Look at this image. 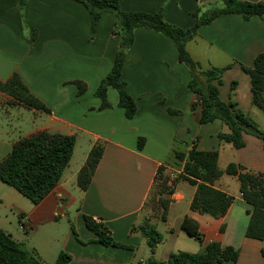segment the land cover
Returning a JSON list of instances; mask_svg holds the SVG:
<instances>
[{"label":"crops","instance_id":"1","mask_svg":"<svg viewBox=\"0 0 264 264\" xmlns=\"http://www.w3.org/2000/svg\"><path fill=\"white\" fill-rule=\"evenodd\" d=\"M200 7L209 11L223 8L224 3L223 0H120L123 12L162 11L165 21L181 29L194 26V13ZM120 29L117 17L106 12L93 32L87 9L73 0H27L23 7L19 0H0V80L6 81L17 73L30 92L51 110L47 114L29 109L0 92V162L11 153L16 142L41 131L73 135L76 145L80 140L87 143L84 156L78 161L75 146L60 183L36 206L0 182V230L11 235L10 220L18 215L22 228L21 220L27 223L35 213L40 230L35 234V253L29 252L43 264H55L61 252L72 256L69 264H145L150 258L164 263L180 252L202 254L212 242L239 251L237 262L229 264H264V241L246 237L252 207L241 197L237 177L233 176L238 181L237 187L229 180L222 182L224 176L214 184L234 198L227 215L220 219L191 211L194 186L191 185V190L179 188L177 181L174 194L169 195L162 192L163 182L155 184L158 169L163 167L166 186H170L171 180L166 176L169 170L175 166L179 175L183 170L176 153L187 154L194 144L199 150L208 151L206 148L211 146L208 139H216L219 159L221 149L232 147L218 139L220 133H229L220 121L208 124L218 125L212 135H201V126L208 125L199 123V106L193 109L199 96L187 89L191 74L179 61L170 38L146 29L134 33L122 76L128 93L137 103L135 117L132 120L125 117L124 110L118 107V92L113 88L107 91L112 108L98 110L101 100L96 91L112 70L120 50L119 38L113 34ZM186 49L202 70L229 66L228 72L235 68L242 70V66L253 68L255 58L264 53V16L249 21L240 15L219 17L203 26ZM76 81L86 84L84 93L79 94ZM238 88L239 83L225 102L234 101L239 107ZM27 109L45 120L41 127L35 130L27 120L24 124L16 123L13 130L6 128V121L13 120L14 112ZM139 138L145 139L142 150L138 149ZM244 140L245 147L237 149L240 154L236 164L246 171L264 174V143L251 134H245ZM97 143L104 147L103 156L91 184L83 191L77 184L78 175ZM169 154L175 158L171 165L165 161ZM155 189L158 199L170 196L166 221L161 219L160 202L151 198ZM85 217L107 227L116 242L130 249L97 243ZM186 217L198 224L204 241L181 229ZM146 225L154 226L163 236L154 254L141 232ZM208 234L214 237L206 243Z\"/></svg>","mask_w":264,"mask_h":264},{"label":"trees","instance_id":"2","mask_svg":"<svg viewBox=\"0 0 264 264\" xmlns=\"http://www.w3.org/2000/svg\"><path fill=\"white\" fill-rule=\"evenodd\" d=\"M81 3L88 11L92 31L108 12L114 14L119 20L121 29L113 34L119 38L120 50L117 52L114 65L110 73L102 80L96 96L101 100L99 111L111 109L107 99V91L113 88L118 92V107L124 110L125 117L132 120L137 112V103L128 93L127 84L122 73L125 66L127 51L134 43V33L137 29H146L170 38L176 48L178 59L190 71L191 80L187 89L199 96L193 104V109L200 108V125L212 124L220 121L229 129V133H220L218 139L231 144L236 149L245 147V134H251L264 143V133L257 124L234 101L225 102L220 96V86L223 85L224 73L230 68H211L202 70L186 49L189 41L193 40L198 31L212 24L219 17L225 15H240L246 21L254 17L264 16V2L250 3L239 0H223V8H213L199 16L194 14L196 22L193 27L181 29L165 21L163 12L155 14L143 12H123L120 9V0H73ZM27 0H19L23 7ZM243 71L249 75L251 84L252 104L264 112V53L259 54L254 61L253 68L242 66ZM79 94L87 90L84 82L76 81ZM238 86L237 81L231 83L233 92ZM0 92L11 97L17 103L37 111L51 114V110L37 97H35L15 73L6 80H0ZM174 112V111H171ZM176 113V112H174ZM145 139H138V149L142 150ZM76 146V137L59 133L41 131L16 142L11 153L0 162V182L14 188L33 204H40L60 183L63 174L69 166ZM104 147L101 143L95 144L90 151L85 165L82 167L77 184L86 191L91 184L94 173L102 159ZM176 158L183 163V170L179 177L170 186H166L167 179L163 177L164 168L157 172L155 184L162 181L165 185L162 192L173 195L177 181L183 180L196 188L190 209L201 215H209L215 219L227 215L234 198L215 188L214 184L224 173L237 177L240 184V194L243 200L252 207L248 212L249 223L246 237L264 241V174L246 171L242 166L229 164L225 172L219 169L218 150H199L196 144L185 153H176ZM163 214L161 219L166 221L170 200H159ZM87 228L97 236L96 242L104 246L121 249H130L129 246L114 240L111 232L102 224H97L93 218L85 217ZM22 228L29 233L28 224L21 220ZM181 229L189 236L204 241V236L196 222L186 217ZM223 230V229H222ZM147 245L152 254L163 241V236L154 226L146 225L141 228ZM239 251L232 248H223L220 243H209L202 254L180 252L172 254L168 262H158L150 258L145 264H229L237 262ZM72 256L61 252L55 264H69ZM0 264H43L34 254L29 253L13 237L0 230Z\"/></svg>","mask_w":264,"mask_h":264},{"label":"rangeland","instance_id":"3","mask_svg":"<svg viewBox=\"0 0 264 264\" xmlns=\"http://www.w3.org/2000/svg\"><path fill=\"white\" fill-rule=\"evenodd\" d=\"M206 12H208V11H206L205 9H202L200 7V9L198 10V13H199L198 15L202 16ZM242 70L235 68V69H232V70H230L224 74V76L222 78L223 85L220 86L221 99L223 101H228L229 96L232 94V91L230 90L231 89V83L233 81H237L239 83V88H238V92H237L238 100H236V101L239 102V108L244 113H246L257 124L259 130L264 133V112L252 104L251 93H250V78ZM45 118H47V117H45ZM12 119L13 120H7L6 121V123H7L6 128L9 130H13V127L17 124H24L27 120H30L29 125H31L33 127V129L36 130L39 127H41V125L45 121V120L42 121L41 119H39L36 116V114L34 115V113H32V111L29 109H27V111H23L20 113L14 112ZM217 126L218 125H216V124L208 125V126H201V135H203V136L212 135L214 132L217 131V129H218ZM29 128L32 129L31 127H29ZM208 140H209L211 146H209L206 149L211 150L212 148H215L217 150L218 149L217 148L218 142H215L216 139L214 141L213 140L210 141V139H208ZM86 148H87V143L80 140L79 143L76 145L75 161L80 160L84 156V152H85ZM228 148H230V149H228ZM233 148H234L233 146L232 147L226 146L225 148L221 149V153H220L221 155H220V159H219V169L221 171H224L226 166H228L229 164H231V163L236 164L237 163L236 159L239 158L238 154H240L239 153L240 151H238L239 149L237 150L236 148L235 149H233ZM165 161H166V163H168L170 165L173 164L175 161L174 155L169 154V156H167V159ZM172 169L173 170H169L168 174L166 175L171 180L170 184H172L173 181L179 177V174L176 172L177 171L176 167L173 166ZM223 176L224 177L222 179V182L225 183L226 182L225 180H229V182L231 183L232 186L237 187V185H236L237 180L235 178H233V176L231 177L230 175H228L226 173H224ZM179 188H186L187 190H191L190 188H193V187L189 183H187L186 181L180 180L179 181ZM157 192H158V189H155V192H153L151 195V198L152 199L155 198L156 201L158 198L156 197L155 193H157ZM164 199L170 200V196L167 195L166 198H164ZM159 200H160V198L158 199V201ZM35 208H37V207H35ZM31 215H32V219L31 220L27 219L28 220L27 224H28L29 233L25 232V230L20 227L18 215H16L14 217V219L10 220V225H8V229H9L12 237L14 238V240H16L18 243H20L28 252L29 251H33V252L35 251V234H36V232H38V230H40L37 228V224H36L37 222H35V213H32ZM153 216L154 215L149 216V217H153ZM204 230L205 231H211V230H207V229H204ZM205 237H206L205 242L208 243V241H209L208 239H213L214 236L213 235L211 236L210 234H208V236L206 235ZM34 256H36V255L34 254Z\"/></svg>","mask_w":264,"mask_h":264}]
</instances>
